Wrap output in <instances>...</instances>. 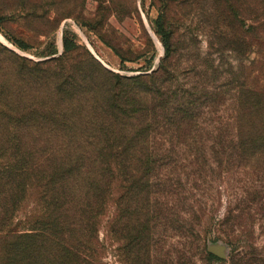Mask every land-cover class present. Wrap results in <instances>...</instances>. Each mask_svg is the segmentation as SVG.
<instances>
[{"label": "rangeland", "instance_id": "374dc122", "mask_svg": "<svg viewBox=\"0 0 264 264\" xmlns=\"http://www.w3.org/2000/svg\"><path fill=\"white\" fill-rule=\"evenodd\" d=\"M160 16L173 33L175 86L197 93L191 129L196 137L173 141L169 134L160 140L162 158L146 174L129 163L119 219L114 221L116 198L106 196L88 236L79 232L85 225L75 224L71 230L79 240L67 239L86 259L81 264H222L207 259L215 245L226 247L225 261L234 246L244 252L252 245L264 258V159L242 161L232 150L214 146L219 134L231 135L235 91L248 75V0H0V95L9 99L25 87L33 96L49 97L43 84H29L19 73L42 77L62 69L61 63L45 62L63 55L66 34L82 48L68 68L85 63L99 72V63L124 78L150 74L165 54L155 29ZM238 16L246 22L243 27ZM130 170L133 179L126 175ZM139 180L148 186L131 192ZM18 209L10 234L0 233V261L9 236L21 230L19 222L36 213L35 192ZM230 212L237 217L229 218L236 229L228 239L232 245L220 237H226L220 226Z\"/></svg>", "mask_w": 264, "mask_h": 264}, {"label": "trees", "instance_id": "16d2710c", "mask_svg": "<svg viewBox=\"0 0 264 264\" xmlns=\"http://www.w3.org/2000/svg\"><path fill=\"white\" fill-rule=\"evenodd\" d=\"M248 11V75L235 91L231 135L219 134L214 141V146L232 150L242 161L264 159V0H248ZM236 19L240 27L246 24L239 16ZM155 23L165 54L150 74L124 78L99 63V72L85 63H78L76 70L68 68L72 54L82 48L66 34L63 55L45 62L61 63L62 69L42 77L18 72L29 84H43L49 97L33 96L25 87L9 99L0 95V233L10 234L18 207L30 192H35L38 203L34 216L19 222L21 230L2 247L0 264L84 263L80 249L67 237L79 240L76 229L71 230L75 224L85 225L79 232L84 239L88 236L105 208L106 196L116 198L114 221L119 219L127 165L138 164L137 173L146 174L162 158L156 147L160 140L169 134L173 141L196 137L191 129L197 122V93L175 86L173 33L164 17ZM16 44L28 49L23 42ZM208 70L215 72L212 67ZM133 173H126L128 179L134 178ZM147 186L140 181L129 190L143 191ZM229 218L237 217L229 213L220 226L226 237H220L232 245L228 239L236 229ZM238 249L232 248L228 261L210 253L207 259L264 264L252 245L245 246L244 252Z\"/></svg>", "mask_w": 264, "mask_h": 264}, {"label": "water", "instance_id": "95a60500", "mask_svg": "<svg viewBox=\"0 0 264 264\" xmlns=\"http://www.w3.org/2000/svg\"><path fill=\"white\" fill-rule=\"evenodd\" d=\"M208 252L220 260L228 259L227 250L226 247L224 246L221 245L210 246L208 248Z\"/></svg>", "mask_w": 264, "mask_h": 264}]
</instances>
